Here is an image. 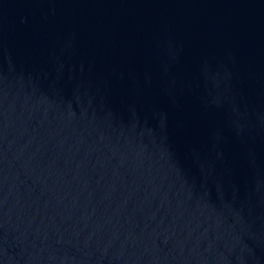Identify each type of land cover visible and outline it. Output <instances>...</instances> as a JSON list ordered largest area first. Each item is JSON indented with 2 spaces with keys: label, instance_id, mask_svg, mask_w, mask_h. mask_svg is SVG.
Segmentation results:
<instances>
[{
  "label": "water",
  "instance_id": "obj_1",
  "mask_svg": "<svg viewBox=\"0 0 264 264\" xmlns=\"http://www.w3.org/2000/svg\"><path fill=\"white\" fill-rule=\"evenodd\" d=\"M0 264H264V0H0Z\"/></svg>",
  "mask_w": 264,
  "mask_h": 264
}]
</instances>
